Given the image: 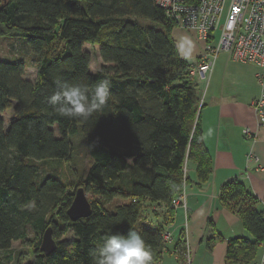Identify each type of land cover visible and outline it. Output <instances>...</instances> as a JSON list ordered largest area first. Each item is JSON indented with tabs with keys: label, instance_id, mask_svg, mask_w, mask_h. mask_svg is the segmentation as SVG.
<instances>
[{
	"label": "trees",
	"instance_id": "16d2710c",
	"mask_svg": "<svg viewBox=\"0 0 264 264\" xmlns=\"http://www.w3.org/2000/svg\"><path fill=\"white\" fill-rule=\"evenodd\" d=\"M174 26L155 0H0V37L24 39L36 66L32 80L23 60L0 59V112L13 106L14 113L7 128L0 115V252L28 242V228L39 236L32 259L15 264H95L90 252L129 230L143 236L152 264L161 259L163 233L175 220L172 200L188 181L184 167L195 162L200 182L212 172L196 77L171 37ZM85 44L98 47L96 72ZM105 79L111 95L87 119L60 116L48 103L57 80L86 87L91 100ZM76 134L91 157L80 187L97 198L87 217L72 221L66 210L75 191L58 174L42 175L37 162L70 161ZM220 199L252 236L227 240L225 264H250L264 243V211L238 180L221 187ZM49 226L56 248L45 254L39 245ZM216 239L206 240L208 250ZM175 249L185 251L183 236ZM0 264H10L8 255Z\"/></svg>",
	"mask_w": 264,
	"mask_h": 264
},
{
	"label": "crops",
	"instance_id": "0c3cea01",
	"mask_svg": "<svg viewBox=\"0 0 264 264\" xmlns=\"http://www.w3.org/2000/svg\"><path fill=\"white\" fill-rule=\"evenodd\" d=\"M171 37L181 57L191 65L198 60L202 41L194 30L174 27ZM258 67L252 63L233 61L227 52H219L207 81L195 78L200 100L198 123L204 146L211 157L212 172L206 181L197 178V164L187 163L185 184L186 220L175 213L172 236L164 243L157 264H187L185 255L175 249L184 237L189 251L188 264H225L227 240L252 236L240 215L220 199L221 187L238 180L257 198L256 209L264 211V126L257 124L252 101L259 94L256 79ZM252 131L250 137L243 129ZM252 153L258 160H247ZM150 219H147L149 221ZM211 250L206 240L215 236Z\"/></svg>",
	"mask_w": 264,
	"mask_h": 264
},
{
	"label": "built area",
	"instance_id": "2783aa9c",
	"mask_svg": "<svg viewBox=\"0 0 264 264\" xmlns=\"http://www.w3.org/2000/svg\"><path fill=\"white\" fill-rule=\"evenodd\" d=\"M175 25L194 30L202 41L198 60L190 67L197 79L207 81L219 52H227L233 61L252 63L258 67L256 79L259 94L252 101L257 124L264 126V0H155ZM215 31H218L216 34ZM246 137L252 135L243 129ZM247 160H258L252 153ZM186 167H184V172ZM186 210L185 191L173 198L172 204ZM164 232L163 239L169 238ZM264 264V243L261 245Z\"/></svg>",
	"mask_w": 264,
	"mask_h": 264
},
{
	"label": "rangeland",
	"instance_id": "374dc122",
	"mask_svg": "<svg viewBox=\"0 0 264 264\" xmlns=\"http://www.w3.org/2000/svg\"><path fill=\"white\" fill-rule=\"evenodd\" d=\"M174 23V22H173ZM175 25V23H174ZM174 27H177L176 25ZM217 34L218 31H215ZM26 44L25 40L22 38L17 37H10V36H3L0 37V59H21L25 63V73L24 77L28 79L34 80L36 77V66H35V60L33 53L31 50L27 49L24 45ZM27 45V44H26ZM84 49L89 53L90 55V64H89V70L91 72H96L101 69L102 67V60L99 56L98 47L93 46L90 44H85ZM0 115L2 116L4 120V127L7 128L9 122L14 116L13 113V106L10 108H7L6 110L0 112ZM54 129L56 130V125H54ZM73 141V155L70 161H51V162H37L41 169V174L45 175L48 173H55L58 174L63 180L67 182V184L71 187L72 192L75 191L78 187H80L83 184V177L85 176L87 169L91 163V157L88 150V143L87 140L84 139V137L81 134H76L72 138ZM187 171H185L186 173ZM186 182L183 184L182 190L185 188ZM185 191V190H184ZM88 200H92L94 198H97L93 194L86 192ZM152 203L151 207L157 209H162L161 206H158L157 204ZM182 204H184V201L182 200V203L178 205H173L175 208V213L180 210L183 213V219L184 223L186 220V210H182ZM186 204V199H185ZM112 205V203L110 204ZM158 211V210H157ZM154 214L152 211L147 212V218L153 219ZM160 220L161 217L159 216ZM28 239L29 241L24 243L20 240L13 241L11 244L10 249L7 252H0V256L8 255L9 263L15 264L17 259H20L22 263H26L30 261L35 254V247L37 243V238L39 237L36 235L33 230L28 228ZM167 232H169V238L164 240V243L169 241L171 239V226H168L166 229ZM165 231V232H166ZM164 234V233H163ZM72 233L68 232L62 236V238L65 237H71ZM262 248L259 247L258 255L255 260L250 262V264H259L261 262L260 254H261ZM181 252V251H180ZM185 255V262L187 264L189 263V251L186 247V241H185V251L181 252V254Z\"/></svg>",
	"mask_w": 264,
	"mask_h": 264
},
{
	"label": "clouds",
	"instance_id": "9594fccd",
	"mask_svg": "<svg viewBox=\"0 0 264 264\" xmlns=\"http://www.w3.org/2000/svg\"><path fill=\"white\" fill-rule=\"evenodd\" d=\"M58 91L48 98V103L60 116L87 119L102 112L110 91V81H100L89 99L88 89L56 81ZM95 264H152L153 254L143 236L129 230L126 234L113 233L90 252Z\"/></svg>",
	"mask_w": 264,
	"mask_h": 264
},
{
	"label": "water",
	"instance_id": "95a60500",
	"mask_svg": "<svg viewBox=\"0 0 264 264\" xmlns=\"http://www.w3.org/2000/svg\"><path fill=\"white\" fill-rule=\"evenodd\" d=\"M66 213L72 221L87 217L91 213V204L83 187H78L75 190ZM39 248L45 254H50L55 250L56 241L53 237L52 228L50 226L43 231Z\"/></svg>",
	"mask_w": 264,
	"mask_h": 264
}]
</instances>
